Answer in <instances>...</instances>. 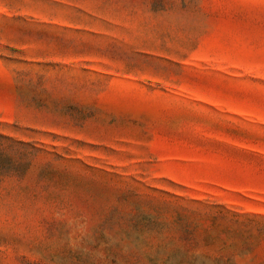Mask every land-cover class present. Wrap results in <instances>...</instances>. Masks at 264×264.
Listing matches in <instances>:
<instances>
[{
	"label": "rangeland",
	"instance_id": "rangeland-1",
	"mask_svg": "<svg viewBox=\"0 0 264 264\" xmlns=\"http://www.w3.org/2000/svg\"><path fill=\"white\" fill-rule=\"evenodd\" d=\"M0 264H264V0H0Z\"/></svg>",
	"mask_w": 264,
	"mask_h": 264
}]
</instances>
